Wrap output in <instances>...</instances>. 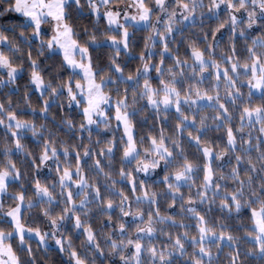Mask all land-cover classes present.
I'll return each mask as SVG.
<instances>
[{"label": "clouds", "instance_id": "9594fccd", "mask_svg": "<svg viewBox=\"0 0 264 264\" xmlns=\"http://www.w3.org/2000/svg\"><path fill=\"white\" fill-rule=\"evenodd\" d=\"M0 264H264V0H0Z\"/></svg>", "mask_w": 264, "mask_h": 264}]
</instances>
